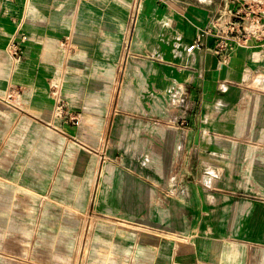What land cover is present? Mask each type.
Masks as SVG:
<instances>
[{"label": "crops", "instance_id": "crops-1", "mask_svg": "<svg viewBox=\"0 0 264 264\" xmlns=\"http://www.w3.org/2000/svg\"><path fill=\"white\" fill-rule=\"evenodd\" d=\"M248 1L0 0V197L60 163L51 150L68 145L65 136L114 150L118 118L159 117L161 139L141 174L131 156L69 158L76 172L85 163L96 189L74 264H264V40L225 64L214 31L186 52ZM21 33L15 63L8 46ZM133 101L138 109L124 107ZM120 122L129 132L130 119ZM84 131L102 137L90 145ZM105 163L122 165L121 184H105ZM43 209L2 202L0 264H49L33 247L51 233Z\"/></svg>", "mask_w": 264, "mask_h": 264}, {"label": "rangeland", "instance_id": "rangeland-1", "mask_svg": "<svg viewBox=\"0 0 264 264\" xmlns=\"http://www.w3.org/2000/svg\"><path fill=\"white\" fill-rule=\"evenodd\" d=\"M124 107L130 109H138L139 104L137 101L123 103ZM155 102H148L147 109L155 112L154 110H159L161 107ZM142 107V106H141ZM69 119V118H68ZM119 122L123 119H130V137L124 136L129 132L123 130L122 123L118 122L115 126L114 136H115V149H109L107 147V142H104L103 149H90V148H81L84 147L82 143H79L78 140L72 137L65 136L67 138V144L59 145L51 150L52 156L60 158V163L54 164L52 162L45 170L43 174L34 181L30 182H19V185H24L25 191L17 188L13 196L7 195L4 198L0 197V205L8 204L10 200L14 204L18 205H31L34 207L44 208L43 212L35 213L34 219L36 216H42L43 222L50 227V236L47 241L43 244L33 245L35 251L44 250L46 253L45 258H47L49 264H74L73 255L77 251L79 245H76L75 242L81 239L80 231L78 230L79 224L86 223L85 234L90 235V218L86 217L84 209L89 203L90 195L96 194L95 187L92 191V179L89 175V172L85 169V163L83 162L82 168L79 166L78 171H75V166L69 163V158L77 156L87 158L88 154L93 155L94 158L101 156V160L107 162V159L115 153V157L119 158L122 161L125 157H133L136 159L138 165H131L134 169L138 168L139 173L141 174L151 165H149V157L153 156L152 147L154 144L160 141V134L158 132V124L160 122L159 117L155 116H145V117H133V118H118ZM75 122V120H74ZM71 123H69L70 125ZM126 127V125H124ZM83 137L79 140L88 142L91 145V138H98L100 141L101 134L90 133L84 131L82 133ZM102 137V136H101ZM127 137V138H126ZM94 145V144H93ZM148 147V148H147ZM56 154V155H55ZM38 156V155H37ZM89 168L91 166H88ZM103 170V179L105 184L107 180L112 182L113 180H118V184L122 183V165L112 166L105 165ZM119 167V168H118ZM80 174L78 178V174ZM82 179V181H81ZM102 183V177H101ZM138 180H132L131 185L132 189H135ZM26 189L27 192L26 193ZM138 190V188L136 189ZM135 196V194H134ZM134 199V198H133ZM1 220V213H0ZM59 222L61 229L58 230ZM55 234L58 235L56 238ZM86 236V235H85ZM86 247L84 244L83 248ZM61 259V260H60Z\"/></svg>", "mask_w": 264, "mask_h": 264}, {"label": "built area", "instance_id": "built-area-1", "mask_svg": "<svg viewBox=\"0 0 264 264\" xmlns=\"http://www.w3.org/2000/svg\"><path fill=\"white\" fill-rule=\"evenodd\" d=\"M214 31L215 46L213 52L221 57V64L229 61L231 52L237 47H248L252 40H264V0H249L239 5L232 11V18L221 25L212 23L211 28L202 31L195 40L187 46L186 52L190 53L202 47L205 34ZM27 40L23 33L14 36L8 46V53L14 62L23 58L21 44ZM61 86L58 81L51 84V95L55 100L57 114L63 109V100L60 95ZM78 125V120H75Z\"/></svg>", "mask_w": 264, "mask_h": 264}]
</instances>
